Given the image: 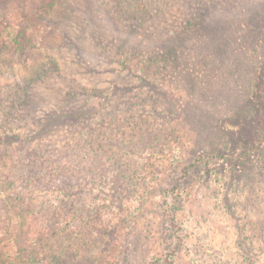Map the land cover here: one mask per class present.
<instances>
[{
    "label": "rangeland",
    "instance_id": "1",
    "mask_svg": "<svg viewBox=\"0 0 264 264\" xmlns=\"http://www.w3.org/2000/svg\"><path fill=\"white\" fill-rule=\"evenodd\" d=\"M1 13L0 264H264V0Z\"/></svg>",
    "mask_w": 264,
    "mask_h": 264
},
{
    "label": "trees",
    "instance_id": "2",
    "mask_svg": "<svg viewBox=\"0 0 264 264\" xmlns=\"http://www.w3.org/2000/svg\"><path fill=\"white\" fill-rule=\"evenodd\" d=\"M4 0H0V15L2 14V3ZM56 3V0H47V5L48 7H53ZM1 21H0V37L2 35H4V33H6V31L8 32L9 30V25L7 22V18L6 16L0 17ZM30 155H28V157H30ZM64 163L63 165H61V163L57 164L54 163L53 165H48L47 167H44L41 165L38 166V160L33 162V166H35V169H45V171L40 172V174H38L39 171L37 172H31L30 177L27 178L25 180L26 183L28 184H34V185H45V187H47L50 191H54L55 189L52 188V185L56 186L57 182L60 181L59 179L64 178V179H68L67 181H65V183H63V187H64V192H67L69 189H74L72 187H75L74 183H71L73 181V179L76 178H80L81 175H79L77 170H74L75 167L73 164L69 163V162H62ZM33 166L29 167L28 169L31 170V168H33ZM48 168V169H47ZM52 168V169H51ZM62 181V180H61ZM69 198V195L66 197ZM62 202V201H60ZM29 216V214H28ZM10 227V226H9ZM9 231H5V232H1L0 233V243L8 237L7 233Z\"/></svg>",
    "mask_w": 264,
    "mask_h": 264
}]
</instances>
